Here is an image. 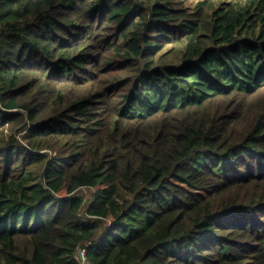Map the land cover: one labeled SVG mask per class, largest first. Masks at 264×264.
<instances>
[{"label": "trees", "instance_id": "1", "mask_svg": "<svg viewBox=\"0 0 264 264\" xmlns=\"http://www.w3.org/2000/svg\"><path fill=\"white\" fill-rule=\"evenodd\" d=\"M264 264V0H0V264Z\"/></svg>", "mask_w": 264, "mask_h": 264}, {"label": "built area", "instance_id": "2", "mask_svg": "<svg viewBox=\"0 0 264 264\" xmlns=\"http://www.w3.org/2000/svg\"><path fill=\"white\" fill-rule=\"evenodd\" d=\"M77 260L80 264H92L88 259L87 249H79Z\"/></svg>", "mask_w": 264, "mask_h": 264}]
</instances>
